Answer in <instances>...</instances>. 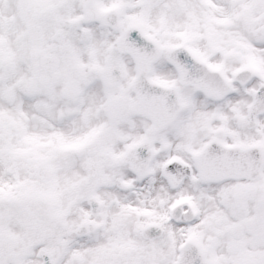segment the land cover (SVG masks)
Wrapping results in <instances>:
<instances>
[{"label": "snow or ice", "instance_id": "6c2138e0", "mask_svg": "<svg viewBox=\"0 0 264 264\" xmlns=\"http://www.w3.org/2000/svg\"><path fill=\"white\" fill-rule=\"evenodd\" d=\"M0 264H264V0H0Z\"/></svg>", "mask_w": 264, "mask_h": 264}]
</instances>
